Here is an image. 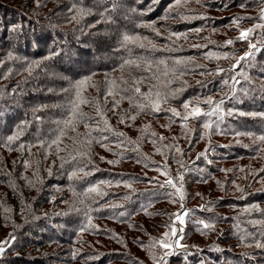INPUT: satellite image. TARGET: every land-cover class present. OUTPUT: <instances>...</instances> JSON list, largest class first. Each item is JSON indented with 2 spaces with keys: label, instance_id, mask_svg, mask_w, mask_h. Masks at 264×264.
<instances>
[{
  "label": "trees",
  "instance_id": "16d2710c",
  "mask_svg": "<svg viewBox=\"0 0 264 264\" xmlns=\"http://www.w3.org/2000/svg\"><path fill=\"white\" fill-rule=\"evenodd\" d=\"M214 4L42 0L17 18L0 0V214L15 213L1 264H51L63 256L81 263L88 253L73 249L80 234L113 238L97 223L124 224L122 215L142 216L159 199L140 188L150 182L146 171L186 189L198 168L207 173L194 183L206 186L245 177L234 162L264 160V56L261 70L252 56L242 58L236 76L200 62L215 61L207 53L217 43L240 42L196 34L227 27L204 12ZM236 51L218 61L233 67ZM203 143L207 149L198 152ZM209 149L231 166H208ZM255 215L256 234H248L244 216L230 223L240 245L258 244L264 256V210ZM1 221L3 229L9 222ZM67 245L64 255L59 247Z\"/></svg>",
  "mask_w": 264,
  "mask_h": 264
},
{
  "label": "rangeland",
  "instance_id": "374dc122",
  "mask_svg": "<svg viewBox=\"0 0 264 264\" xmlns=\"http://www.w3.org/2000/svg\"><path fill=\"white\" fill-rule=\"evenodd\" d=\"M5 1L12 6L11 13L14 16L19 18L21 15L27 18L28 10H32L31 8L42 0H35V2L34 0ZM31 3L35 4L30 5ZM238 4L248 6L250 9L241 8L237 6ZM214 5L217 9L205 8L204 12L209 16L223 19L227 27L218 31L200 30L196 34L208 35L219 41L227 37H234L233 39H240L241 43L238 41L234 47L230 46L232 44L223 47L217 43L218 46L214 48L216 50L207 53L209 54L207 58L215 61L211 63L208 60H200V62L206 67L217 68L215 73L217 75L233 73L236 76L238 75L236 73L239 70V61L252 56V66L261 70L258 57L264 56V0H215ZM0 9L4 10L2 5H0ZM197 17L194 16L193 19ZM201 44L191 43L193 47L203 46ZM196 50H200V48ZM231 50L234 52L237 50L235 59L238 60L233 64V67L225 66V62L218 61L222 58L221 56H228L226 54ZM216 64L220 65L216 66ZM3 69L6 72L11 71L5 64ZM260 82L264 84L263 81ZM233 140L220 139L227 143L233 142ZM206 149V144L203 143L199 146L198 152ZM198 152H195L192 157ZM205 152V156H208V166L212 168H218L221 164H226L227 167L231 166V163L218 160L221 156L218 149H209ZM234 163H241V170L245 173V177L242 179V174L239 173L223 177L220 182L216 179L209 181L206 186L195 185L194 181L198 180V174L205 175L207 173L205 167L198 168V174L194 173V176H197L196 179L194 181L190 178L187 179L186 189L174 186L173 181L170 182L168 177L167 179L163 177L165 180L158 178L164 176L161 172L146 171L143 174L150 178V182L142 184L140 188H146L159 199L156 201L150 199L152 205L142 216L134 215V213H130L128 216L122 215L124 219L120 222L124 224H117L118 222L112 220L98 222L97 225L101 231H108L113 234V238L99 234H80L73 249L77 250L75 254L82 252L88 253V255L84 259L85 261L83 260L79 264H87V262L89 264L93 260H99L103 254L111 256L105 260L104 264H264V256L257 255L260 251L259 245H240L236 235H233L235 226L231 225L235 216H244L245 224L250 230L248 234H256L255 231L258 230L257 226L259 225L256 218L259 215L255 214L264 210V203H262L264 201H261L264 199V160H256L253 157ZM250 163L253 168L256 167L255 170L248 168ZM4 189L6 188L4 187ZM131 193L134 192L127 191V194ZM59 196L60 198L64 197L62 194ZM119 201L123 202L122 199ZM107 206H111V204ZM2 214H0V220H3L1 222H6V224L11 220L12 223L15 222L13 215L15 213L12 210L6 209ZM12 223L9 222L7 226L4 225L3 229H0V232L5 230V233L0 234V246H2L0 248V264L3 252L10 245V242L4 239L12 229ZM48 233L49 230H47ZM59 248L61 251L64 250L62 253L64 254L72 249V246L67 245ZM247 251L249 254L246 253ZM66 257H58L51 264H66L64 261ZM249 258H252L254 262L250 263Z\"/></svg>",
  "mask_w": 264,
  "mask_h": 264
}]
</instances>
